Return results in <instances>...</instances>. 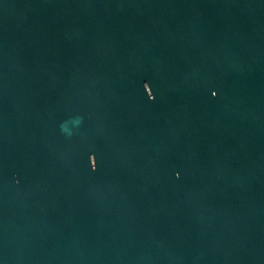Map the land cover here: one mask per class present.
Masks as SVG:
<instances>
[{"label": "water", "instance_id": "water-1", "mask_svg": "<svg viewBox=\"0 0 264 264\" xmlns=\"http://www.w3.org/2000/svg\"><path fill=\"white\" fill-rule=\"evenodd\" d=\"M0 264H264V0H0Z\"/></svg>", "mask_w": 264, "mask_h": 264}]
</instances>
